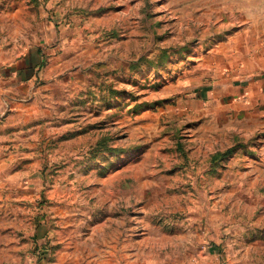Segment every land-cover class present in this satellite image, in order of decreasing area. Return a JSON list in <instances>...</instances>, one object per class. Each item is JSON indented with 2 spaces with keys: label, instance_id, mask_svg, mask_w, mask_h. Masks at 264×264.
Wrapping results in <instances>:
<instances>
[{
  "label": "rangeland",
  "instance_id": "1",
  "mask_svg": "<svg viewBox=\"0 0 264 264\" xmlns=\"http://www.w3.org/2000/svg\"><path fill=\"white\" fill-rule=\"evenodd\" d=\"M252 28L264 0H0L3 255L264 264Z\"/></svg>",
  "mask_w": 264,
  "mask_h": 264
},
{
  "label": "crops",
  "instance_id": "2",
  "mask_svg": "<svg viewBox=\"0 0 264 264\" xmlns=\"http://www.w3.org/2000/svg\"><path fill=\"white\" fill-rule=\"evenodd\" d=\"M245 32H250L252 34L264 33V31H256L254 28ZM261 44L264 49V43H260L257 47L260 48V46H262ZM259 65L260 70L257 73L251 76H243V81L238 82L234 87L236 92L233 93V95H235L236 98L240 96V99L238 98L239 101L237 103H232V106L240 107L244 115L253 114L264 118V59H260ZM243 83L246 84L244 87ZM2 243L5 242L0 240V248H2ZM12 244L13 243H11V245ZM12 248L13 246H11V249ZM7 252H10V254L3 255V250L0 249V264H33L30 258L22 260L14 251L9 250Z\"/></svg>",
  "mask_w": 264,
  "mask_h": 264
}]
</instances>
